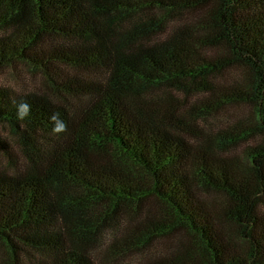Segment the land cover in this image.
Listing matches in <instances>:
<instances>
[{
    "label": "trees",
    "instance_id": "obj_1",
    "mask_svg": "<svg viewBox=\"0 0 264 264\" xmlns=\"http://www.w3.org/2000/svg\"><path fill=\"white\" fill-rule=\"evenodd\" d=\"M15 62L45 90L0 86V264H264V0H0ZM236 103L253 118L204 126Z\"/></svg>",
    "mask_w": 264,
    "mask_h": 264
},
{
    "label": "rangeland",
    "instance_id": "obj_2",
    "mask_svg": "<svg viewBox=\"0 0 264 264\" xmlns=\"http://www.w3.org/2000/svg\"><path fill=\"white\" fill-rule=\"evenodd\" d=\"M239 72L237 70H226L223 72L222 76L216 78V81L219 85L220 83H231L232 79L238 78ZM225 86L227 84H224ZM0 86L9 87L17 92H24L29 90H45V84L41 75L37 72L31 71L26 65L15 62L13 64H8L0 67ZM161 90L163 87L160 88ZM53 97H57L56 95H52ZM197 94H189L184 97L185 100L182 101L183 107L193 106L195 103V99L197 98ZM253 105L246 103H236V104H225L223 107L218 108L214 113L208 115L206 122L203 123L208 130L214 131L216 129L225 127L230 123L239 120L243 117L253 118ZM1 134L6 138L7 142L11 146V148L15 152L17 150V145L13 140V136L7 132V130L1 128ZM2 148L0 147V167L6 165L7 158L3 157ZM146 203L158 209L161 207L159 204L154 203L153 201L147 200ZM142 215V214H141ZM181 235V233H177V236ZM106 241V240H104ZM168 243H170V237H162L158 238L154 241V243L148 247L147 252L148 255L154 256L157 252H162L167 247ZM105 242H98L94 246H92L89 251L91 255L98 256L102 250L106 249ZM6 253L0 246V261L6 258ZM146 256V255H145ZM143 256V257H145ZM116 258L118 262L123 264H136L138 260H140L141 256H138L136 253H127L123 254L118 252V250L113 251L111 254V258ZM114 258V259H115ZM24 264H30L26 262Z\"/></svg>",
    "mask_w": 264,
    "mask_h": 264
},
{
    "label": "clouds",
    "instance_id": "obj_3",
    "mask_svg": "<svg viewBox=\"0 0 264 264\" xmlns=\"http://www.w3.org/2000/svg\"><path fill=\"white\" fill-rule=\"evenodd\" d=\"M12 103L16 107V119L18 121H23L27 117H29L32 107L27 101H20L17 103L15 100ZM48 121L51 124V133L55 135H59L60 133L67 131V123L65 120L61 118V114L59 112H53L49 117Z\"/></svg>",
    "mask_w": 264,
    "mask_h": 264
}]
</instances>
